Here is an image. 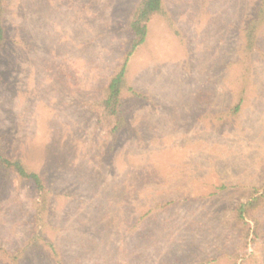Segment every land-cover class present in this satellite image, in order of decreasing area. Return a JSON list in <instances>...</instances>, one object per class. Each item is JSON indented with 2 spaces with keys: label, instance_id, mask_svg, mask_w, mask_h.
I'll use <instances>...</instances> for the list:
<instances>
[{
  "label": "rangeland",
  "instance_id": "374dc122",
  "mask_svg": "<svg viewBox=\"0 0 264 264\" xmlns=\"http://www.w3.org/2000/svg\"><path fill=\"white\" fill-rule=\"evenodd\" d=\"M138 0H6L0 133L47 200L0 166V264H264V25L257 0H165L132 55L126 125L93 103Z\"/></svg>",
  "mask_w": 264,
  "mask_h": 264
},
{
  "label": "trees",
  "instance_id": "16d2710c",
  "mask_svg": "<svg viewBox=\"0 0 264 264\" xmlns=\"http://www.w3.org/2000/svg\"><path fill=\"white\" fill-rule=\"evenodd\" d=\"M5 4L6 0H0V49L7 35V27L4 22ZM167 11L165 0H138L132 9L126 24V29L130 34L127 50L103 88V94L91 106L97 115L99 127L112 133H118L124 129L126 119L122 108V97L124 90L131 88L127 74L132 55L147 41L153 19L161 14H167ZM248 22L247 37L252 43L256 37L255 31L264 25V0H257L255 12ZM5 139L4 135L0 133V166L23 182L32 183L43 200H47L49 191L44 177L39 172L29 169L20 156L10 154ZM257 192V188H254L251 198L247 202L240 203L237 207V212L242 219L264 201V193L257 195Z\"/></svg>",
  "mask_w": 264,
  "mask_h": 264
}]
</instances>
